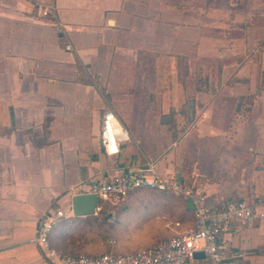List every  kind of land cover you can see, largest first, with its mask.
Returning <instances> with one entry per match:
<instances>
[{
  "label": "crops",
  "instance_id": "0c3cea01",
  "mask_svg": "<svg viewBox=\"0 0 264 264\" xmlns=\"http://www.w3.org/2000/svg\"><path fill=\"white\" fill-rule=\"evenodd\" d=\"M107 110L129 135L116 155L100 143ZM149 164L210 205L264 211V0H0V264H52L34 238L57 209L72 233L58 225L50 244L69 254L190 229L187 200L153 189L73 215L81 188ZM219 240L264 264V218Z\"/></svg>",
  "mask_w": 264,
  "mask_h": 264
},
{
  "label": "built area",
  "instance_id": "2783aa9c",
  "mask_svg": "<svg viewBox=\"0 0 264 264\" xmlns=\"http://www.w3.org/2000/svg\"><path fill=\"white\" fill-rule=\"evenodd\" d=\"M51 12V6L41 9L43 15ZM128 139V132L115 113L105 111L100 129L103 152L116 155ZM141 189H153L190 200L193 204V226L185 232L175 233L132 252L69 254L50 245L52 225L65 215L63 210L57 209L39 222L34 241L52 264H239V258L244 253L230 249L227 241L219 238L231 226L244 227L264 218V211L257 210L258 205L243 199L210 205L206 202L205 194L193 184L171 174H160L152 164L93 181L86 188H81L80 193H94L97 198L95 210H98L100 201H119ZM195 251H202L203 257H193Z\"/></svg>",
  "mask_w": 264,
  "mask_h": 264
},
{
  "label": "water",
  "instance_id": "95a60500",
  "mask_svg": "<svg viewBox=\"0 0 264 264\" xmlns=\"http://www.w3.org/2000/svg\"><path fill=\"white\" fill-rule=\"evenodd\" d=\"M97 202L96 195L94 193H77L71 197V206L73 215H87L92 214L95 210ZM187 207L193 208V204L190 200H187ZM193 257H203L202 251H195Z\"/></svg>",
  "mask_w": 264,
  "mask_h": 264
},
{
  "label": "trees",
  "instance_id": "16d2710c",
  "mask_svg": "<svg viewBox=\"0 0 264 264\" xmlns=\"http://www.w3.org/2000/svg\"><path fill=\"white\" fill-rule=\"evenodd\" d=\"M169 194V193H168ZM172 195V194H171ZM63 218V217H62ZM62 218H59L56 222H54L53 223V225H52V229H51V232H50V234H49V241H51V235H52V232H53V230H54V228L56 227V226H58V227H56V229H55V233H58V234H62V233H64V235H68V234H71L72 232H71V230L69 229V228H66L65 226H60V224H62L65 220H67V219H62ZM65 218V217H64ZM58 222V223H57ZM51 243V242H50ZM51 245V244H50ZM60 251V250H59ZM61 252H63V251H61ZM64 253H66V252H64ZM75 254V253H74ZM76 254H78V253H76Z\"/></svg>",
  "mask_w": 264,
  "mask_h": 264
},
{
  "label": "rangeland",
  "instance_id": "374dc122",
  "mask_svg": "<svg viewBox=\"0 0 264 264\" xmlns=\"http://www.w3.org/2000/svg\"><path fill=\"white\" fill-rule=\"evenodd\" d=\"M181 71L186 73L187 70V62L184 60L179 61ZM199 64V63H198ZM195 81L196 86H205L206 84L209 85V82L202 78V76H198L197 78L193 79ZM208 80V79H207ZM206 81V83H205ZM170 130H174L175 126H168Z\"/></svg>",
  "mask_w": 264,
  "mask_h": 264
}]
</instances>
